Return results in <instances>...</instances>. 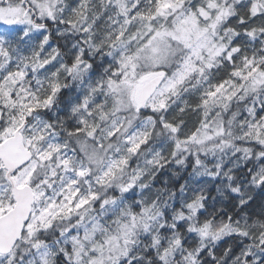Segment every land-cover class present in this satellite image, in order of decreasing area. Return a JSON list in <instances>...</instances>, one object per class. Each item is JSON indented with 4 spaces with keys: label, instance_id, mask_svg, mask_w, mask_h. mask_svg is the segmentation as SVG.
<instances>
[{
    "label": "snow or ice",
    "instance_id": "1",
    "mask_svg": "<svg viewBox=\"0 0 264 264\" xmlns=\"http://www.w3.org/2000/svg\"><path fill=\"white\" fill-rule=\"evenodd\" d=\"M0 264H264V0H0Z\"/></svg>",
    "mask_w": 264,
    "mask_h": 264
}]
</instances>
